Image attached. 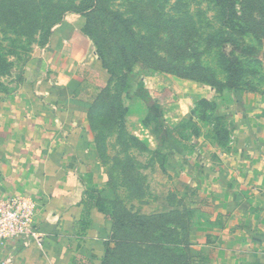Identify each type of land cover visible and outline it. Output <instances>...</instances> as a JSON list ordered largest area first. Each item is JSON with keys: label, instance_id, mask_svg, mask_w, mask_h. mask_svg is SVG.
Masks as SVG:
<instances>
[{"label": "crops", "instance_id": "0c3cea01", "mask_svg": "<svg viewBox=\"0 0 264 264\" xmlns=\"http://www.w3.org/2000/svg\"><path fill=\"white\" fill-rule=\"evenodd\" d=\"M85 26L76 14L60 22L22 81L0 90V198L34 199L40 233L39 242L0 244V264H94L112 242L130 243L136 261L144 256L148 264L153 257L156 264H264V93L207 89L216 105L210 119L225 120L223 135L204 136L201 116L199 124L193 120L198 134H166L173 154L163 153L158 164L164 174L180 175L172 189L177 203L133 201V194L128 203L122 194L142 182H114L108 145H97L90 128L100 93L93 77H108ZM195 107L189 118L198 117ZM146 136L133 132L144 147L124 156L134 159L131 175L147 186L141 159L156 149ZM88 192L97 196L89 210Z\"/></svg>", "mask_w": 264, "mask_h": 264}, {"label": "rangeland", "instance_id": "374dc122", "mask_svg": "<svg viewBox=\"0 0 264 264\" xmlns=\"http://www.w3.org/2000/svg\"><path fill=\"white\" fill-rule=\"evenodd\" d=\"M72 14L92 28L102 72L108 77H93L100 93L89 120L97 145H108L106 161L116 184L120 179L142 182L122 197L128 203L130 194L135 195L133 201L146 203L165 198L175 205L178 195L172 189L180 175L164 174L158 165L163 153L173 154L166 134L179 130L180 137L196 135L193 120L199 124L203 116L204 136L211 140L215 133L223 135L225 120L210 119L216 105L207 89L230 86L227 69L236 74L239 88L264 93V0H0V90L22 81L26 66L48 50L56 27L51 24ZM233 27L244 34L233 35ZM226 95L219 96L224 107ZM202 98L209 100L199 101ZM193 107L198 114L194 119L189 118ZM133 132L154 137L150 146L155 155L141 159L150 173L147 186L134 171L131 175L134 159L124 156L131 148L144 147L133 139ZM119 244H112V252ZM131 247L121 244L110 264H148L146 257L137 262ZM157 261L153 257V264Z\"/></svg>", "mask_w": 264, "mask_h": 264}, {"label": "built area", "instance_id": "2783aa9c", "mask_svg": "<svg viewBox=\"0 0 264 264\" xmlns=\"http://www.w3.org/2000/svg\"><path fill=\"white\" fill-rule=\"evenodd\" d=\"M39 208L32 198H0V244L31 237L39 242Z\"/></svg>", "mask_w": 264, "mask_h": 264}, {"label": "trees", "instance_id": "16d2710c", "mask_svg": "<svg viewBox=\"0 0 264 264\" xmlns=\"http://www.w3.org/2000/svg\"><path fill=\"white\" fill-rule=\"evenodd\" d=\"M226 10V16H228L227 14V9H225ZM233 13L234 12H232L231 14L233 15ZM87 19V18H86ZM61 20H62V16H59L58 17V19L53 23V24H51V28L52 27H55V26H57L58 24H59V22H61ZM88 20V19H87ZM126 21V20H125ZM50 28V29H51ZM84 31H85V33L95 42V38H96V36H94L93 35V32H92V28L90 27V25L87 23L86 24V26H85V29H84ZM231 33L233 34V35H243L244 34V31L242 30V29H239V28H237V27H233V28H231ZM52 35H53V33H52ZM52 37V36H51ZM95 45H96V42L94 43ZM97 47V46H96ZM99 48V47H98ZM242 54H244V55H247V52H246V50L245 49H243V47H242V52H241ZM228 68V67H227ZM227 71H228V73H230L231 75H230V81H232V84H230V86H228V83L227 84H224V85H221L220 86V88L217 90V91H219V92H223L225 89H231V90H234V91H242V90H244V89H242V88H239V86H240V82H239V80L237 79V77H235L236 76V74H234V71H232L231 69H227ZM236 79V80H235ZM215 87V86H214ZM87 199H88V201L87 202H85V204L87 205V209L89 210L90 208H92V206L94 205V204H96L97 203V196H95L94 195V193H92V192H88L87 194ZM84 225H86L87 226V224L85 223ZM142 227H145L146 225L145 224H142L141 225ZM114 242H112V244H113ZM120 247H121V244H119V248L115 251L114 250V252H112V249H113V247H112V245H111V243H108L107 244V255H106V257L104 258V260L103 261H100V262H96V263H94V264H110L111 263V257H115V256H117L118 255V251H120L121 249H120ZM141 257V256H140ZM142 257H144V256H142ZM141 259L139 258V261H140ZM145 262H146V258H145Z\"/></svg>", "mask_w": 264, "mask_h": 264}]
</instances>
